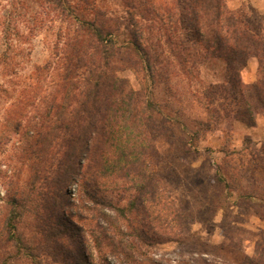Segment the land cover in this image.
Masks as SVG:
<instances>
[{
  "label": "trees",
  "instance_id": "trees-1",
  "mask_svg": "<svg viewBox=\"0 0 264 264\" xmlns=\"http://www.w3.org/2000/svg\"><path fill=\"white\" fill-rule=\"evenodd\" d=\"M51 1L77 25L43 130L28 147V186L8 203L3 241L16 252L0 264L22 257L33 264H170L148 248L178 239L189 215L160 187L148 158L182 111L172 115L122 74L142 68L151 87L169 83L176 69L199 77L194 94L187 89L209 115L198 123L210 131L224 122L255 127L264 116V14L255 23L245 1L231 9L228 0H122V15L99 9L97 0ZM138 16L151 25L141 27ZM252 56L258 76L246 83ZM203 68L213 80L201 78Z\"/></svg>",
  "mask_w": 264,
  "mask_h": 264
},
{
  "label": "rangeland",
  "instance_id": "rangeland-1",
  "mask_svg": "<svg viewBox=\"0 0 264 264\" xmlns=\"http://www.w3.org/2000/svg\"><path fill=\"white\" fill-rule=\"evenodd\" d=\"M97 3L113 14L126 11L122 0ZM246 3L255 23L261 22L264 13ZM137 18L141 27L151 25ZM76 25L51 0H0V256L16 252L3 241L8 203L17 190L28 186V147L43 130V115L60 82L68 37ZM141 34L149 36L145 30ZM202 71L203 80H213L210 70ZM174 72L169 83L152 87L142 68L122 74L155 102L169 105L171 114L182 111L177 115L181 122L168 125L170 130L158 137L148 160L160 187L189 218L178 230V239L148 249L155 259L170 264H264V116H257L255 127L224 122L218 130H207L198 123L209 119L204 105L187 92L192 86L194 94L199 77ZM175 83L182 88H173ZM68 190L71 199H80L75 183ZM94 252L97 259L93 246ZM13 260L33 264L26 257Z\"/></svg>",
  "mask_w": 264,
  "mask_h": 264
},
{
  "label": "crops",
  "instance_id": "crops-1",
  "mask_svg": "<svg viewBox=\"0 0 264 264\" xmlns=\"http://www.w3.org/2000/svg\"><path fill=\"white\" fill-rule=\"evenodd\" d=\"M248 2L253 5L259 12L264 13V0H231V9L239 8L243 2ZM258 59L254 57L253 60L248 61L247 69L242 73V78L246 83H253L258 76Z\"/></svg>",
  "mask_w": 264,
  "mask_h": 264
}]
</instances>
